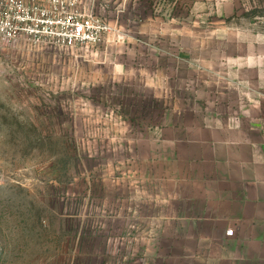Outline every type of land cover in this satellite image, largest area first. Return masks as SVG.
<instances>
[{
    "label": "rangeland",
    "instance_id": "rangeland-1",
    "mask_svg": "<svg viewBox=\"0 0 264 264\" xmlns=\"http://www.w3.org/2000/svg\"><path fill=\"white\" fill-rule=\"evenodd\" d=\"M86 1L94 47L0 41V264H256L212 194L264 170V0Z\"/></svg>",
    "mask_w": 264,
    "mask_h": 264
},
{
    "label": "built area",
    "instance_id": "built-area-1",
    "mask_svg": "<svg viewBox=\"0 0 264 264\" xmlns=\"http://www.w3.org/2000/svg\"><path fill=\"white\" fill-rule=\"evenodd\" d=\"M86 0H0V41L35 52L98 45L109 26L84 11Z\"/></svg>",
    "mask_w": 264,
    "mask_h": 264
},
{
    "label": "crops",
    "instance_id": "crops-1",
    "mask_svg": "<svg viewBox=\"0 0 264 264\" xmlns=\"http://www.w3.org/2000/svg\"><path fill=\"white\" fill-rule=\"evenodd\" d=\"M261 168L252 173V178H246L245 172L230 174L227 179L228 189L215 191L212 195L221 200V214L213 221L224 224L223 232L227 228L234 231L239 244V256L245 260H253L256 264H264V174ZM226 206L229 208L226 210ZM243 240H253L246 243ZM247 260V261H248Z\"/></svg>",
    "mask_w": 264,
    "mask_h": 264
}]
</instances>
